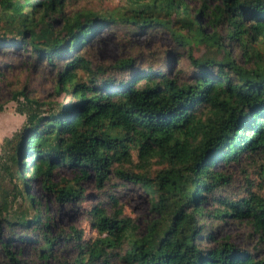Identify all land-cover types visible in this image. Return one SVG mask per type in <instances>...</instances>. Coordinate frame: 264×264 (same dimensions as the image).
<instances>
[{
  "label": "trees",
  "instance_id": "trees-1",
  "mask_svg": "<svg viewBox=\"0 0 264 264\" xmlns=\"http://www.w3.org/2000/svg\"><path fill=\"white\" fill-rule=\"evenodd\" d=\"M70 1L77 0H0V48L29 51L34 66L46 61L58 70L55 100L14 93L26 123L1 146L0 235L3 224L31 230L41 257H53V219L29 185L39 179L61 204L81 199L78 183L52 181L67 165L83 180L95 174L103 182L115 174L159 198L154 209L160 218L143 236L130 220L100 208L94 241L82 242L77 230L59 236L78 252L75 264H111L117 250L125 251L127 264H264L217 241L202 223L204 203L231 182L215 166L264 157V0H219L194 15L183 0H128L117 13L70 15ZM121 23L169 30L189 50L192 82L142 70L133 59L92 69L85 44L103 27ZM194 45L205 53L194 57ZM232 46L243 50L248 67L232 55ZM216 202L215 219L245 221L264 239V198L249 192ZM7 253L11 264H22Z\"/></svg>",
  "mask_w": 264,
  "mask_h": 264
},
{
  "label": "rangeland",
  "instance_id": "rangeland-1",
  "mask_svg": "<svg viewBox=\"0 0 264 264\" xmlns=\"http://www.w3.org/2000/svg\"><path fill=\"white\" fill-rule=\"evenodd\" d=\"M183 2L194 15L202 7H212L219 0ZM127 3L128 0H77L68 2L65 11L70 15L79 12L117 13ZM202 26L208 34L213 33L214 29L209 26L208 19L202 20ZM219 33L223 35L224 30ZM228 49L241 65L248 67L240 47L232 46ZM85 51L94 70L98 67L108 68L124 59H133L142 70L162 71L179 82H192L193 79L189 50L179 47L172 33L161 26L154 29H137L133 25L121 23L103 27L85 44ZM193 51L194 57L197 58L205 53V49L198 45H194ZM35 63V57L29 51L21 48H0V154L4 139L20 132L26 123L25 116L17 111L15 92L25 90L42 102L56 99L58 70L46 61L37 66H34ZM60 100L65 101L66 98L62 96ZM214 170L225 173L231 178V182L221 186L217 193L204 203L206 217L202 223L211 229L217 241H227L254 254L257 259H264V239L255 233L250 224L232 217L225 222L213 217L216 200H233L242 196L247 198L249 192L264 198V157L245 160L230 168L219 164ZM52 181L61 186L64 183H78V187L83 191L81 199L61 204L54 195L47 193L39 179L31 181L29 185L30 192L41 200L43 208H48L53 219L52 234L57 238L53 257L47 260L41 257V245L34 239L31 230H12L7 224H3L0 235V264L12 263L7 252L22 264H75L78 252L72 245L60 240L59 236L74 234V230H77L82 242L94 241L97 237L92 225L95 221V208L105 211L108 217L130 220L139 236L145 235L147 227L160 218V214L154 209V203L159 198L156 199L139 185L122 181L115 174H111L109 179L103 182L99 181L95 174H90L88 179L83 180L79 169L62 165L55 171ZM22 234L28 239H21ZM124 252L117 250L115 253L118 257L112 259L111 264H127L122 259Z\"/></svg>",
  "mask_w": 264,
  "mask_h": 264
}]
</instances>
